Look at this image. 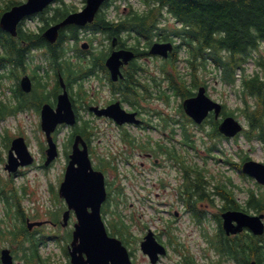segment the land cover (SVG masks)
<instances>
[{"label": "trees", "instance_id": "16d2710c", "mask_svg": "<svg viewBox=\"0 0 264 264\" xmlns=\"http://www.w3.org/2000/svg\"><path fill=\"white\" fill-rule=\"evenodd\" d=\"M113 1V0H112ZM144 9H132L124 14V17L113 22L104 15H96L95 20L88 25L93 32H106L110 37L118 36L124 47L136 50L137 56L149 55V46L154 40L164 41L177 39L179 44L168 59L161 65L162 75L167 79L169 87L182 98L191 96L200 84L209 83L202 79L208 69L213 67L218 81L229 86L239 99L237 108L228 109L224 104V113L235 115L240 110L244 116L247 127L242 135L251 142L255 139L264 144V51L261 45L264 43V0H140ZM14 3L7 7L0 6V18L4 11L10 9ZM74 10L69 6L55 8L50 16H43L45 25L40 32L23 29L22 24L18 28L16 36L4 30L0 26V68H9V73L14 74L15 85L12 87L13 96L9 104L4 100L0 104V119L13 111L30 108V102L26 93L22 90L19 79L29 65L28 58L33 59L31 51L35 48H45V57L49 61L48 77L55 78L52 95L60 90L58 73L61 72L68 85L75 79L84 75L71 62L67 56L65 43L70 39L78 40L79 27L77 25L65 26L55 43L48 42L42 35V31L51 23L59 22L69 12ZM173 17L170 24L168 18ZM133 39L132 45L127 40ZM135 39V41H134ZM143 44V48L139 46ZM184 49L186 54L180 58V51ZM105 58L93 59L90 68L91 73L96 69L107 71ZM185 63V68L181 67ZM255 64L253 70H249V63ZM126 78L118 82H112L115 93H119L122 101L138 104L142 98L149 94V82L142 79L143 66L134 60L129 66ZM53 70V73H50ZM156 86L161 88V81L155 77L152 79ZM42 89V90H41ZM40 91L43 96L42 103L49 100L51 91L45 90L39 78L35 80V87L31 93ZM40 104V106L42 105ZM181 111L182 106H181ZM211 124L210 136L219 137L218 121L208 120ZM88 129V127L86 126ZM77 129L89 138L90 130ZM216 147H209V152ZM241 161L249 158L246 150L238 152ZM228 160V159H227ZM234 167L240 169V162H231ZM189 185L188 204L194 214L200 212L197 203L209 197L213 190V181L206 173L196 168L192 169ZM218 184V185H217ZM227 180L216 182L217 195L224 199L223 208L250 209L256 212H264V187L249 189L245 201L235 199L234 193L228 187ZM0 200L4 205V214L0 216V247L9 243L13 253L25 264H56L51 263L42 253L41 245L47 241L45 234H37L26 227L28 218L38 219L40 214L27 213L20 196L19 188L14 182L0 179ZM58 211H49V215H59ZM201 215V214H200ZM54 216V217H55ZM219 229L212 242L225 259H235L239 264H251L255 259L258 264H264V235L256 236L247 231L235 236H228L224 232L221 219ZM129 236L128 228L124 225V240ZM71 234L64 235L62 239L68 240ZM60 239V241H62ZM180 264H195L188 255Z\"/></svg>", "mask_w": 264, "mask_h": 264}, {"label": "rangeland", "instance_id": "374dc122", "mask_svg": "<svg viewBox=\"0 0 264 264\" xmlns=\"http://www.w3.org/2000/svg\"><path fill=\"white\" fill-rule=\"evenodd\" d=\"M14 1V4H18L17 2H23L26 0H0V6L7 7L8 4L13 3ZM115 3L119 4L121 9L125 6L130 7L131 5L134 8H139L141 10L144 9V6L141 5L140 0H116ZM59 4H67L70 8L75 7L77 9H81V7L84 5V0H59L53 5V7H57ZM110 13L113 14L112 8L110 9ZM46 15L50 16L51 12H47ZM173 22L174 20L171 18L169 23L173 24ZM45 24L46 23L43 21L41 16H36L27 19L22 24V27L23 29H30L40 32V27L44 26ZM90 33L91 31L81 30L80 35L87 36ZM93 42L95 46L110 43V41H107V39H105V37L102 35H99L97 38L95 37ZM128 42L129 45H131L132 40H129ZM142 45L143 44H141L139 48L142 49ZM65 47H68L69 54L73 55V50L75 47L72 42L65 43ZM261 50L264 51V43L261 45ZM42 51L43 50H39L36 51V53H33L34 59H32L29 69H32V67L37 65V63L42 62ZM185 54L186 51L182 49L179 53L181 56L180 58L183 59ZM74 60L76 61V58H74ZM138 62L147 66L151 71V74H155L161 78V73L159 72V68L162 64L161 58L144 56L143 58L139 59ZM254 66L255 64L250 62L249 70H253ZM181 67L183 69L185 68L186 70V65L184 62L181 64ZM213 69V67L208 69L202 77V79H205L209 83L208 92L210 96L227 104L229 110L232 108H237L236 105H238L237 103L239 99L229 86L223 85L220 81H218ZM1 72L2 70H0V74ZM6 74L8 77L4 78L2 83H0V104L4 100L8 104L11 102V90L9 88L10 86H14L15 77L11 72ZM9 78L11 79L9 80ZM40 80L42 83H46L45 90H51V94L55 92V90L53 91V85L55 84L53 79L49 80L45 74H41ZM163 84V89L166 90L167 83L164 82ZM74 90H77V98L79 97L80 93H84L86 90L89 91V94H93V92L97 93L100 99H103L104 101L113 99L114 94L113 92V94L111 93L110 88L102 87L98 78L86 79L80 85L75 84ZM168 94L169 99L167 101L164 99H159L158 97L144 101V108L145 110L149 111V114H151L150 119H152L151 122L154 124H159V112L163 114V116L174 115L180 117L181 115L180 104L182 98L176 96L172 91H168ZM26 98L30 102V108L19 110L15 113L11 112L3 119H0V179L2 177L5 179L10 178L9 173L4 168L10 147L6 145V137L9 142V135L11 136V139L16 136L23 135L27 141L30 151L35 156L36 160L33 165L25 167L22 171L23 173L17 177H13L14 184L20 190V196L23 205L27 207L33 214L38 212L42 217H46L48 212L47 208H54L56 206L61 207L64 205V202L60 204L56 203L58 205L53 202L55 199L53 189L58 191L68 161L67 150L68 153L71 152V145H69L70 127L60 126L58 130L55 131L56 134H54V137L60 148V155L51 163V165L45 167L44 150L47 147V139L45 132L40 126L41 116L39 111L43 96L41 95L40 91H35L34 93L28 94ZM47 101L55 104L56 97L51 96ZM125 106L129 109L132 107L127 103H125ZM81 114L82 118L92 119V117L88 116L87 112L84 110H82ZM241 114L242 112L240 110L238 111L237 109L235 116L247 126L246 120ZM94 123H96L98 126L96 129L97 134L95 135V142L93 143L95 144L93 163L96 165L100 162L98 159L99 155L107 158V155L109 156L110 153L117 154L119 153L123 144L121 143V139L116 137L118 129L110 121L95 120ZM186 126L189 128V130L193 131V141H191V143L194 144L196 148H198L197 150H193L192 148L187 149L188 164L196 161L200 167L207 168L208 173L206 175L212 181H215L216 177H220L221 175L232 180L237 185L235 190L238 199L242 201H245L247 198L246 191L248 189L254 188L257 190L260 188V185H258L253 178L249 176H243V174L240 173L238 169L233 168L231 165H228L225 162V159L240 161L241 158L239 157L238 152H240L242 149L246 150V152L249 154L248 156H250L252 159L264 162V145L260 141L249 142L244 135L240 136L238 139L232 138L220 140L219 147L222 148L223 152L219 151L220 149H217L215 153H212L208 156L207 147L213 143V141H211V139L206 135V132L210 130V125L207 124V126L204 127L198 126L194 123H186ZM166 130H172L171 124ZM105 131L106 133H104ZM177 131H179V128H177ZM139 132L144 139H146L149 135H154L156 138L159 136L153 131L144 130ZM134 161L138 162L136 158H134ZM119 167L120 170L124 171V177L128 175L127 178H124V184L127 188V193L129 194L130 200L129 198L124 199V218L129 221L128 223L130 224L131 231L133 233L131 237V247L135 252L134 259H136L135 261L137 264H151L149 258L142 252L139 245V239L141 236H143L144 231L147 230L146 227H150L163 233L165 220L178 221L179 229L175 231V235L180 244L175 243V247L172 245L171 254L167 257H163L158 264H177L182 257V253L192 255L196 260V264H210V259L206 258L205 255H211L213 258H219V256L213 251V248L210 247L207 234L211 235L217 232L218 221L215 219V214L220 213V207L223 205L221 198L215 196L213 198V202L205 201L200 203L202 206L201 208L204 211V218L201 222L202 224H197L193 218V214L184 210L183 203L179 201L176 196L169 194L167 197L163 196V198L165 197L164 199H161L160 195L157 196L158 188L154 179L159 170H148L147 166V172L151 176L144 180L140 175V171L142 170L140 166L137 167L136 165L134 168L132 165L124 162V165H121L120 163ZM109 178H112L111 174H109ZM174 187L176 190H178L180 188L179 182L174 183L172 188ZM241 188H243L244 191L241 190ZM149 190L151 191L149 192ZM163 202L170 204L166 205ZM166 209L180 211L181 217H175L174 213L166 212ZM249 211L253 213L255 212V210L252 209ZM3 213L4 207L0 206V215ZM74 221H76V219L75 217H72L71 225L60 227V234L63 235L65 231H72ZM45 227L44 233L46 235L49 236L54 232V229L50 225H45ZM163 237L170 241L169 236ZM175 248H177L179 252ZM206 249H208L207 254H205ZM42 253L44 256L49 257L57 264H62L65 261V258L62 255V247L57 240H49L42 248ZM17 262L18 264H24V261L21 259H17ZM223 264L238 263L226 261Z\"/></svg>", "mask_w": 264, "mask_h": 264}, {"label": "water", "instance_id": "95a60500", "mask_svg": "<svg viewBox=\"0 0 264 264\" xmlns=\"http://www.w3.org/2000/svg\"><path fill=\"white\" fill-rule=\"evenodd\" d=\"M53 1L55 0H27L15 5L1 15L0 26L12 35H17L18 25L26 16L44 10ZM105 1L87 0L83 10L72 12L62 21L51 25L43 32V36L49 42L54 43L58 40L62 27L69 24L83 26L92 22ZM83 46L87 47V45ZM173 48L172 42H155L150 48V53L167 57ZM134 57V51L127 49L114 51L108 57L106 64L114 80H117L121 74V66ZM61 84L63 92L58 95L56 107L45 103L41 108V127L46 133L49 144L46 165H49L58 155L57 144L52 137V132L60 123L71 125L76 123V112L62 77ZM21 87L24 91H31L32 81L29 76L22 78ZM183 107L197 123H202L212 111L215 117L219 118L223 109L220 102L213 100L207 94L205 86H200L196 95L186 98L183 101ZM91 110L101 116H110L120 124L126 121L139 122L136 113L127 112L119 101L104 108L98 105L91 106ZM219 130L226 136L234 137L243 130V124L236 117L229 115L221 121ZM33 161L34 158L24 137L13 139L6 168L14 172L20 165H28ZM241 169L244 173L255 177L259 183L264 184L263 162L249 159L243 162ZM60 195L65 198L68 205V210L64 213V225L68 223L71 210L77 217L71 242L72 264H133L127 248L119 239L111 237L107 232L101 216L102 204L107 196L105 175L93 167L87 142L81 135L75 137L65 178L60 187ZM222 217L223 228L227 234L239 233L245 228L255 235L264 234V213L250 214L242 210H227ZM35 224L40 225L42 221L30 222L29 227ZM141 247L150 256L152 263L158 261L159 254L166 253L165 247L156 240L152 231L145 236ZM1 258L3 264H15L9 249H3ZM252 264L258 263L253 261Z\"/></svg>", "mask_w": 264, "mask_h": 264}, {"label": "flooded vegetation", "instance_id": "af4514ba", "mask_svg": "<svg viewBox=\"0 0 264 264\" xmlns=\"http://www.w3.org/2000/svg\"><path fill=\"white\" fill-rule=\"evenodd\" d=\"M59 6H62L59 4ZM84 6V5H83ZM82 6V7H83ZM53 7V6H52ZM81 7V8H82ZM112 8L113 14L110 13V9ZM48 10V9H47ZM47 10L41 12L38 14L43 18V16H46ZM127 7L120 8L119 4H116L115 2H112V0H107L102 8L99 10L98 15H104L107 17L108 20L113 22H118L121 17H124V12L127 13ZM33 18V17H32ZM26 21V20H25ZM23 21L22 23H24ZM90 29V28H88ZM103 37H108V40L111 42L116 40L117 43V49L124 48V46L121 45L120 38L118 36L110 37L106 32H99ZM75 40V39H74ZM91 46V45H90ZM91 48V47H90ZM88 49V52H83L86 55V58L88 60L94 59V50ZM108 50V51H107ZM113 50L112 45H109L108 48L101 51V54H104L106 51L111 53ZM137 59H141V57H138ZM136 59V60H137ZM133 62V61H132ZM131 62V63H132ZM130 63V64H131ZM124 67V79L126 78V75L128 74L129 66ZM91 70H89V73ZM104 72V73H103ZM28 73V72H27ZM26 74V73H25ZM29 75L33 79V83L35 82L34 74L29 72ZM88 79L91 78H98L100 81V84L102 87H108L111 90V93L113 92L112 88V81H111V75L110 71H98L96 73L89 74L86 76ZM142 79L149 81V85L152 87L156 86L154 82H152V77L150 75H143L140 76ZM152 82V83H151ZM150 98L159 97L158 92L155 91V89H150L149 94L147 95ZM115 96L113 95V99H109L104 101L103 99H100L97 93L93 92V94H90L89 99L84 98H77L76 103L74 106L78 109L77 113L80 117L82 110L87 112L88 116H91L92 119H90V138H85V136L82 134V132H77V129H87L86 126L88 125V122L86 120L82 121L80 119V122L75 125L74 127L70 128V134L73 133H80L82 136L87 140L89 144V149L91 152L92 157H94L95 152V135L97 134V124L94 123L95 120H108L112 124H116L113 122L109 117H98L96 115H92V113L89 111V107L91 105H100V106H106L113 102L115 100ZM126 101H124L125 103ZM132 111H136L138 116L141 118L140 123H124L123 125H116L115 127L119 129V131L116 134V137L121 139V143L123 146L121 147L119 153L113 154L110 153L111 156L109 157L108 161L112 166L115 167V171L109 170L105 166H100L102 163V159L100 160L99 164H96L97 168H101L105 175H106V188H107V199L103 204L102 211L103 216L106 220V224L108 227V231L110 235L118 237L123 245L124 243L128 246L130 250V254L133 257L134 264H137L135 261V252L133 251V248L131 247V242L124 241V199L129 198V194L127 193V188L124 184V178H127L128 175L124 177V171L120 170V163L121 165H124V162H126L129 165H132L134 168L140 166L142 169L140 172V175L142 179L146 180L151 175L148 174V170L156 169L159 170L158 174L155 176V184L157 185L158 192L157 196L160 195L161 199H164L169 194L172 196H176L179 201H181L184 205V210L186 212H190L193 214V210L188 204V198H189V185L191 181V173H192V167L191 164H188L187 159V148L188 145V139H186V135H190L191 132L187 130L186 123L190 120L188 117H184L180 115V117L177 116H159V124H152L150 123L151 114H149V111L145 110L144 107H138L137 105L131 104ZM155 116V115H154ZM89 119V118H87ZM171 124L172 130H166ZM177 128H179V131H177ZM88 130V129H87ZM153 131L154 133H157L159 136L156 138L154 135L147 136L146 139L142 138L139 131ZM106 133V131L104 132ZM112 135V133H111ZM179 137V138H178ZM90 139V141H89ZM134 158L137 159L138 162L134 161ZM148 166V167H147ZM147 167V169H146ZM99 168V169H100ZM109 174L112 175V178H109ZM179 182L180 188L178 190L173 187L174 183ZM144 184V183H143ZM176 190V191H175ZM151 190H149L150 192ZM216 193V189L214 191ZM217 194V193H216ZM163 196H165L163 198ZM130 200V198H129ZM224 200V199H223ZM205 201H211L213 202V198L210 195L209 197L201 200L197 207H199L201 210L200 212L193 216L194 220L197 222V224L201 223V218H204V212L201 208L202 206L200 203ZM164 204H170L167 202H163ZM221 212L225 209H222L220 207ZM166 212L174 213L175 217L180 218L181 212L178 210H171L166 209ZM220 212V213H221ZM201 214V215H200ZM46 224H49L52 226L54 230H56L60 224L61 220L55 221L53 219H48V222ZM202 224V223H201ZM147 231L150 229V227H146ZM179 229V223L178 221L173 220H165V225L163 228V233H161L158 230H154L157 240L164 244L167 248V254L165 257L169 256L171 254V246L173 245L175 247V243L180 244L179 240L177 239L175 235V231ZM147 231H144L143 236L139 239V242L143 239ZM55 233L54 235H56ZM169 236V240H166L163 236ZM131 240V239H129ZM138 240V238H137ZM173 242V243H172ZM62 247V255L66 259V263L70 264V243L67 244H60ZM177 250V248H175ZM179 252V250H177ZM216 255H220L219 251H215ZM184 253H182L183 255ZM206 254V253H205ZM211 256V255H210ZM163 258V257H162ZM160 258L159 262L162 260ZM212 259L213 258L211 256ZM157 262V264L159 263Z\"/></svg>", "mask_w": 264, "mask_h": 264}]
</instances>
